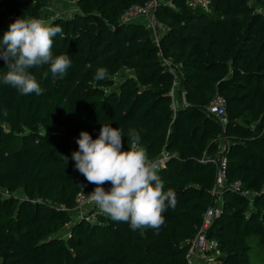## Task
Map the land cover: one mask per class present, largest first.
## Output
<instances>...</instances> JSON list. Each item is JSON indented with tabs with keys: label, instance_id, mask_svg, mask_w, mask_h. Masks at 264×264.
Segmentation results:
<instances>
[{
	"label": "trees",
	"instance_id": "16d2710c",
	"mask_svg": "<svg viewBox=\"0 0 264 264\" xmlns=\"http://www.w3.org/2000/svg\"><path fill=\"white\" fill-rule=\"evenodd\" d=\"M47 1L0 0V38L6 17L40 18ZM73 1L71 16L47 23L63 29L53 54L71 59L67 75L33 69L39 96L0 84V264H187L186 241L215 204L218 153L221 209L206 237L217 243L219 264H264V12L255 7L263 0H211L206 8L159 1L156 38L143 21L119 20L146 0ZM101 67L108 78L95 81ZM7 71L0 60V74ZM217 94L224 125L207 110ZM103 124L125 135L135 128L151 160L166 153L157 171L178 202L158 232L133 231L103 212L93 223L72 219L78 191L96 185L71 157L80 133L96 139ZM123 143L128 150L127 136Z\"/></svg>",
	"mask_w": 264,
	"mask_h": 264
},
{
	"label": "clouds",
	"instance_id": "9594fccd",
	"mask_svg": "<svg viewBox=\"0 0 264 264\" xmlns=\"http://www.w3.org/2000/svg\"><path fill=\"white\" fill-rule=\"evenodd\" d=\"M63 37L60 25L45 23L39 18H17L0 38V60L8 71L0 74V84L9 85L21 94L37 96L44 89L32 70L50 66L53 77L67 75L72 61L66 55L53 54L54 38ZM108 78L106 68H98L95 81ZM128 138L124 150L123 138ZM139 132L132 128L125 135L123 129L103 124L98 138L82 131L77 140L79 150L71 159L75 168L88 183L95 184L89 202L114 221L128 223L133 231L151 228L155 231L165 223L164 213L175 209L177 194L165 191L157 165L140 144ZM110 183L106 189L104 185ZM83 187V185H82Z\"/></svg>",
	"mask_w": 264,
	"mask_h": 264
},
{
	"label": "built area",
	"instance_id": "2783aa9c",
	"mask_svg": "<svg viewBox=\"0 0 264 264\" xmlns=\"http://www.w3.org/2000/svg\"><path fill=\"white\" fill-rule=\"evenodd\" d=\"M210 1L211 0H186L187 5L191 8H206L209 6ZM158 3V0H146L141 5H132L124 10V12L120 15L119 20L121 23H126L133 20L143 21V23H145L147 28L150 29L151 33L156 38L160 24L158 22V19L154 15V10ZM162 65L168 66V70L173 74L175 73V67L172 66L171 63L168 62V60L162 59ZM170 95L172 98L174 97L173 89H171ZM207 110L212 112L218 118L222 125L227 122L225 112V99L223 96L218 94L215 95L207 106ZM166 157L167 155L166 153H164L156 159L152 160L156 163L157 169L162 165ZM212 162L217 166L216 180L211 189V194L215 197V204H212L207 208V210L203 214L202 224L197 230L196 234L191 240L186 241V244L188 245V249L185 254L187 264H219L220 262V254L217 251V243L214 239H208L206 237V230L211 224L214 217L220 213L221 209L220 195L222 193L224 181V156L218 153L214 155V157L212 158ZM95 187L89 191L80 189L75 197V201L77 203L75 211H81L79 217H84L91 223L96 221V215L101 212L98 207L89 202L90 193L94 191ZM104 187L108 189L111 187V184L104 185ZM232 187L234 189H238L237 183L233 184ZM262 191H264V183L262 185ZM243 193L247 197H252L254 194L250 191H244ZM85 207L87 208V210L82 211V209H84Z\"/></svg>",
	"mask_w": 264,
	"mask_h": 264
},
{
	"label": "rangeland",
	"instance_id": "374dc122",
	"mask_svg": "<svg viewBox=\"0 0 264 264\" xmlns=\"http://www.w3.org/2000/svg\"><path fill=\"white\" fill-rule=\"evenodd\" d=\"M161 1V0H158ZM255 7L264 12V0L260 4H256ZM76 5L73 0H48L45 7L43 8L42 15L39 19H42L45 23H48L50 19L57 16L62 17H69L71 16L74 11H76ZM11 24L8 17L5 18L4 21V31H7L9 28V25ZM128 72H123L122 75L118 74L115 77V82H119L124 76H127ZM109 90V89H107ZM85 213V212H82ZM76 215V214H75ZM73 213L71 214L72 219L75 220L76 216ZM70 226V225H69ZM68 227H66L63 231L60 232V236H65V232Z\"/></svg>",
	"mask_w": 264,
	"mask_h": 264
},
{
	"label": "crops",
	"instance_id": "0c3cea01",
	"mask_svg": "<svg viewBox=\"0 0 264 264\" xmlns=\"http://www.w3.org/2000/svg\"><path fill=\"white\" fill-rule=\"evenodd\" d=\"M161 1L169 2L170 0H161ZM160 31H161V29H160ZM177 83H178V82H177ZM85 210H87L86 207H85L84 209H82V211H85ZM80 212H81V211H75V214H76L75 216H76V217H79Z\"/></svg>",
	"mask_w": 264,
	"mask_h": 264
}]
</instances>
